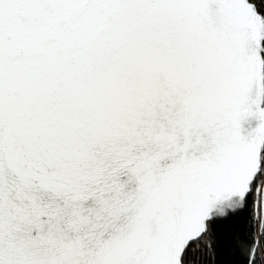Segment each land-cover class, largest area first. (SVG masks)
Wrapping results in <instances>:
<instances>
[{
    "label": "snow or ice",
    "instance_id": "1",
    "mask_svg": "<svg viewBox=\"0 0 264 264\" xmlns=\"http://www.w3.org/2000/svg\"><path fill=\"white\" fill-rule=\"evenodd\" d=\"M251 217L264 0H0V264H229Z\"/></svg>",
    "mask_w": 264,
    "mask_h": 264
},
{
    "label": "trees",
    "instance_id": "2",
    "mask_svg": "<svg viewBox=\"0 0 264 264\" xmlns=\"http://www.w3.org/2000/svg\"><path fill=\"white\" fill-rule=\"evenodd\" d=\"M219 227L224 239L230 242L235 255H228L218 250L217 257H210V262L212 259H217L228 261L229 264L233 260L236 264H247L248 250L255 247L259 251L262 243L261 237L264 236V228L260 226L259 217H251L243 222H224Z\"/></svg>",
    "mask_w": 264,
    "mask_h": 264
}]
</instances>
